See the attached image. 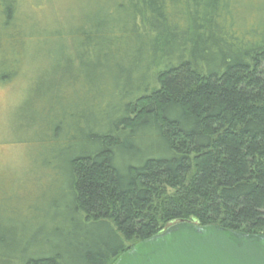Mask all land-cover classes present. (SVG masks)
<instances>
[{
	"label": "trees",
	"instance_id": "trees-1",
	"mask_svg": "<svg viewBox=\"0 0 264 264\" xmlns=\"http://www.w3.org/2000/svg\"><path fill=\"white\" fill-rule=\"evenodd\" d=\"M27 1L0 39H53L32 126L62 182L0 213V264H114L180 221L264 235V0H85L50 31Z\"/></svg>",
	"mask_w": 264,
	"mask_h": 264
},
{
	"label": "rangeland",
	"instance_id": "rangeland-1",
	"mask_svg": "<svg viewBox=\"0 0 264 264\" xmlns=\"http://www.w3.org/2000/svg\"><path fill=\"white\" fill-rule=\"evenodd\" d=\"M72 1L28 0L24 10L28 11L33 20L40 23L41 29L46 26L50 31L61 26V29L69 30L70 20H76V17L80 15L81 6L85 2V0L74 3ZM243 1L246 0H239V4ZM70 14L73 16L70 17ZM258 18L256 13L252 21L256 22ZM1 37L0 58L7 56L5 59L7 65H3V61L0 60V73L8 68L7 72L9 73L12 69L15 70L13 77L9 79V76H5L3 81L0 80V213L3 211L2 213L7 214L10 210H14L17 197L20 195L26 196L31 202L37 200L38 203H45L46 196L52 194L50 190L53 187H60L62 179L55 177L54 172L44 165L46 159L41 155L44 154L46 147L38 143L36 132L38 128L32 126L33 120H38L34 116L36 102L41 95L45 102V99H49L48 96L43 95V92L54 82L50 79L53 75L46 79L49 75L47 69H50L53 63H48L47 59L43 58L46 57L45 50L49 41L53 39L46 40L42 37L39 40L36 38L33 41V46L29 47V52L25 53L26 44H29L33 38ZM23 39L24 48H22ZM23 53H25V58L22 57ZM33 57H37V62H31ZM20 61L22 68H20ZM62 64L64 65L62 68L65 69L67 63ZM64 73L63 70L60 76ZM41 91L43 92L36 99L38 92ZM74 105L76 104L74 103ZM75 144L73 143V145ZM121 153L122 156H125V162L134 157V152H130L129 149L127 152L121 151ZM58 160L60 159L58 158ZM54 193L57 195L58 192H53V195H55Z\"/></svg>",
	"mask_w": 264,
	"mask_h": 264
},
{
	"label": "water",
	"instance_id": "water-1",
	"mask_svg": "<svg viewBox=\"0 0 264 264\" xmlns=\"http://www.w3.org/2000/svg\"><path fill=\"white\" fill-rule=\"evenodd\" d=\"M114 264H264V235L180 221L138 242Z\"/></svg>",
	"mask_w": 264,
	"mask_h": 264
}]
</instances>
